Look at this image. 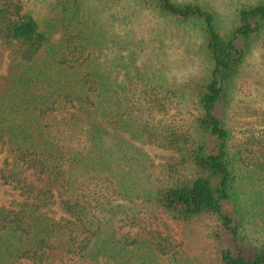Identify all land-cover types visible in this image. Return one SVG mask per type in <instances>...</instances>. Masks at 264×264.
I'll return each instance as SVG.
<instances>
[{"label": "trees", "instance_id": "trees-1", "mask_svg": "<svg viewBox=\"0 0 264 264\" xmlns=\"http://www.w3.org/2000/svg\"><path fill=\"white\" fill-rule=\"evenodd\" d=\"M30 1L0 0V181L24 197L0 204V264H264V242L240 244L264 206V130L243 165L225 116L264 0L229 25L208 0H111L198 33L205 72L173 90L107 0H36L48 15ZM149 145L170 151L159 167Z\"/></svg>", "mask_w": 264, "mask_h": 264}, {"label": "rangeland", "instance_id": "rangeland-1", "mask_svg": "<svg viewBox=\"0 0 264 264\" xmlns=\"http://www.w3.org/2000/svg\"><path fill=\"white\" fill-rule=\"evenodd\" d=\"M208 1L219 9L227 25L233 24L240 7L258 2V0ZM93 3L95 5L94 1ZM88 4L91 12V0ZM102 8V17L114 23L121 37L134 36L137 42H141L139 65L143 68L142 70L146 68L144 64L150 67L154 65L157 69L162 68L168 79L166 85L172 90L180 85H190L192 80L195 81L204 74L205 62L199 51L200 36L198 33L187 29L179 31L174 24L146 11L135 1L122 3L115 1L113 3L107 0ZM28 10H36L42 15L53 14L47 4L36 0L29 2ZM131 49L136 48L131 47ZM128 52L125 49L123 55ZM174 113L175 108L171 107L165 117L172 118ZM225 116L232 128L236 150L242 151L246 156V160L241 161V164H253L256 137L251 136H256L264 130V38H261L250 52L238 83L237 92L231 104L226 108ZM146 150L148 157H144V160H147L149 165L155 164L157 167L170 155V151L155 146H146ZM7 153V150L2 151L0 146L2 165H4ZM22 201L24 197L17 188L6 183L4 179L0 181L1 205L18 208ZM127 204L130 203L127 202ZM226 210L237 221L242 219V214L235 210L234 204L227 203ZM243 234L245 242L240 244L247 249L264 242V206L259 205V212L255 215H252V212L248 213Z\"/></svg>", "mask_w": 264, "mask_h": 264}]
</instances>
